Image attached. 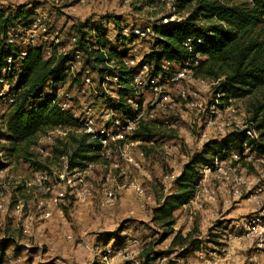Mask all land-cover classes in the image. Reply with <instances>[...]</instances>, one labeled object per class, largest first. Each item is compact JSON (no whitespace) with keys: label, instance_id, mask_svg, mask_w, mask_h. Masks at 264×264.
<instances>
[{"label":"rangeland","instance_id":"obj_1","mask_svg":"<svg viewBox=\"0 0 264 264\" xmlns=\"http://www.w3.org/2000/svg\"><path fill=\"white\" fill-rule=\"evenodd\" d=\"M219 1L232 5L249 3V0ZM177 4L176 0H0V9L13 11L23 9L22 13H25L34 8V15H43L49 26L45 42L53 43L58 39L59 48L66 51L70 36H77V30L88 31L91 35L90 41L93 43L96 35L104 34L110 43L109 47H120L119 51H126L127 57L141 68L140 65L145 64L144 57L150 54L155 40L153 27L165 23H179L186 17L189 7L182 11ZM29 20L21 19L22 22L16 23L17 28L27 27ZM261 33L264 35V26ZM79 69L80 66L76 72H79ZM89 76L91 85L86 88L80 86L79 79L75 81L71 76H67L64 82L57 85L47 81L41 88L42 95L67 92L72 97L74 111L84 105L97 109L103 108V105H110L116 97V86L112 82L100 85V80L92 69L89 70ZM192 79L190 74H187L185 80L180 83L162 86L156 96L148 89L140 90L143 109L155 114V122L149 124H154L158 128L150 140L151 144L134 138V135L128 139L125 150L130 154L131 161L128 160L130 162L123 158L120 148H115L108 157L85 166L86 171L83 175L84 182L89 186L88 191L90 192L92 188L90 182L96 179L101 185L100 197L106 185L111 186L115 196V203L110 208L101 207L93 198V210L111 209V212L119 213L117 218L111 219V227L106 229L109 234L101 235L102 240L98 237L91 246L89 245L93 257L90 256L87 264H101L103 260L108 264H148L159 259H164L165 264L196 263L188 249L184 251L183 248L171 246L174 234L169 231L180 234L185 230L191 231L194 238L197 234L194 226L198 228L200 220L195 219L199 214L195 217L193 214L195 210L201 211V207L190 205V210H187L189 207L181 211L179 209L174 214L175 224L171 229L162 228L152 221L153 209L157 207L162 197L174 191V179L205 142L219 141L228 134L242 132L256 143L264 141L259 138L260 132L255 128L256 123L251 122L253 105L261 101L259 95L242 100L220 101L215 91L217 82L202 79L203 84H197ZM8 112L7 107L0 105V138L3 140ZM48 135L53 142L49 146L53 151L51 158H45L36 151L38 139ZM69 137L80 139L82 134L72 127L50 129L38 135L31 147L20 145L12 152L9 151L12 146L8 142L0 143V147L5 149L7 159V164L0 170V191L7 197V210L3 214L0 213V244L6 245L0 264L6 259L13 261L14 264H78L75 250L78 245L81 247L79 237L69 249L50 247L49 242L43 239L47 231H40L42 223L37 221L34 225L35 221L32 222L31 218L37 215L36 208L31 209V217L29 216L30 219L27 221L25 209L16 203L17 199L30 202L34 197H43L37 191L38 188L33 187L32 194H26L24 185L41 175H48L46 185L53 186L57 192L61 191L63 194L57 210L62 213L64 207L70 206L67 202L71 201L73 195L69 193L76 192L68 187L63 189L62 182L58 179L62 167L54 151L65 150L71 155L72 143ZM234 155L236 157H233ZM114 165L118 168H114ZM219 168L228 172V178L217 179L215 176H209L208 180L226 182L234 177L242 178L245 183L242 187L245 190L239 193V199L244 201L243 206L250 214L245 218L234 219L212 217L206 227L207 231H215L214 235H210L213 241L205 242L199 249L206 256L210 255V264H220L219 259L223 258L221 249L232 243L236 249L241 248V255L235 258L233 263L264 264V229L261 230V235L254 236L249 241L239 239L245 231L244 222L251 215L261 216L264 222V160L248 150L241 156L231 152L228 160ZM119 170L126 172V175H120ZM118 179L122 190L115 186ZM130 184L138 186L144 192L143 206L140 209L129 188ZM246 187H249L248 191ZM258 188L261 192L254 195ZM127 191L130 201L127 197L120 199ZM131 202L136 204L137 211L144 213L140 222L134 218ZM67 215L66 212L64 214L66 219ZM23 223L31 224L32 231L28 236L21 232ZM193 229L196 232L192 231ZM227 230L236 232L229 233L230 236L223 241V231ZM69 232L71 235L74 233ZM132 240L135 244L129 243Z\"/></svg>","mask_w":264,"mask_h":264},{"label":"trees","instance_id":"obj_2","mask_svg":"<svg viewBox=\"0 0 264 264\" xmlns=\"http://www.w3.org/2000/svg\"><path fill=\"white\" fill-rule=\"evenodd\" d=\"M176 1L182 11L187 6L189 10L181 22L162 25L155 32L150 54L144 57L150 75L163 77L189 60H195L197 65L193 73L196 78L219 81L215 87L218 100L235 101L259 95L261 101L253 105L251 122L256 123L259 138L264 141V35L261 33L264 26V0H249L247 5H232L219 0ZM22 12L23 9H0V71L7 67V58L13 57L16 61L13 50L4 44L3 37L7 29L17 28L16 23L22 22L21 19H30V23L34 16V8ZM89 34L88 31L77 30V49L85 54L84 65L92 69L100 81L105 77L111 80L116 78L115 92L118 99L112 100L111 105L124 109L127 106L125 96L134 93L131 86L134 71L123 64L128 53L119 51L120 47H109L110 43L104 34L96 35L94 43L90 41ZM188 40L191 53L184 46ZM197 41H201V44L198 45ZM68 61V55L57 56L55 52L44 59L40 49H32L21 61L14 85L16 100L8 112L3 133L12 146L10 152L20 145L31 147L36 137L47 130L77 127L68 113L57 108L55 94L47 96L41 92L47 81L57 85L66 80ZM14 67L11 68L12 73ZM157 128L154 124L143 125L136 130L134 138L149 141L155 136ZM69 138L72 143L71 155L65 150L54 151L58 156L67 155L71 167H82L100 160L95 152L97 149L91 150L92 145L87 143L84 135L80 139ZM245 150L264 159V143L250 140L245 132L231 133L219 141L205 142L174 179V191L157 203L152 211V221L162 228L171 229L175 224V212L195 197L202 168L212 167L215 160H228L231 152L241 155ZM169 232L174 234L172 247L183 248L184 251L188 249L190 253L199 250L201 243L192 238V233L182 237L180 233ZM5 249L6 245L0 244V260Z\"/></svg>","mask_w":264,"mask_h":264},{"label":"built area","instance_id":"obj_3","mask_svg":"<svg viewBox=\"0 0 264 264\" xmlns=\"http://www.w3.org/2000/svg\"><path fill=\"white\" fill-rule=\"evenodd\" d=\"M169 24L165 23L164 25ZM162 25L153 27L154 33L160 30ZM49 32V26L45 22L43 15L36 14L33 16L32 20L25 28H11L7 29L4 39L5 47L13 50L16 55L15 59L9 57L6 60L7 67L0 71V105L7 107L9 110L13 107L16 100V93L14 91V85L17 79V68L19 67L21 61L26 58L29 51L32 49H40L44 59H48L53 52L55 55H68L69 61L66 64L67 76H71L75 81L80 82V86L83 88L89 87L91 85V78L89 76L90 68L84 65L85 54L77 49V36L71 35L69 38V46L67 51L64 48H59L58 39L54 40L53 43L45 42V36ZM38 34V35H37ZM200 45L201 41H197ZM185 49L188 53H191V43L188 40L185 43ZM123 64L134 71L133 80L131 86L134 89L132 95L125 96L124 100L126 103V108L118 109L110 105H103V108L97 109L90 106H82L79 110L74 111L72 108V97L67 92H61L55 94L56 106L57 108L65 113H68L71 119L77 125L76 129L80 131L87 139V143L91 144V150L97 152L100 159L103 157H108L112 149L120 148L122 156L127 161H131L130 154L125 150V145L128 139L131 138L136 130L146 124L154 123L155 114L150 111L147 112L143 109V103L141 98L140 90L148 89L152 91L156 96L161 91L162 86L174 85L185 80L187 74H190V78L194 80L193 82L203 84V80L196 78L193 73V68L197 65V62L188 61L183 66L176 68L173 72L165 74L163 77L160 75L152 76L150 75L148 65H136L132 60L128 58L123 60ZM82 65V66H81ZM14 67V73L11 72V68ZM80 66L79 72L77 67ZM79 73V75L77 74ZM196 78V79H195ZM116 84V78L105 77L103 81H100V85L104 83ZM219 81H217V84ZM83 92V91H82ZM116 94V92H115ZM117 94L114 100H117ZM218 99V98H217ZM167 123H165L166 125ZM161 125V124H160ZM57 129V128H56ZM58 129H61L58 127ZM246 135V134H245ZM248 138V137H247ZM7 143V140L0 138V143ZM146 143L151 144V141H146ZM53 144L50 135L45 138H39L36 145V151L39 155L45 158H51L53 151L51 146ZM48 146V147H45ZM97 147V148H95ZM236 154V153H235ZM238 155V154H237ZM242 155V154H241ZM239 155V156H241ZM61 163L62 172L59 174L58 179L62 182L63 189L68 187L74 190L77 194L87 195L89 193V186L84 182L85 178V166L82 167H71L69 163V158L67 155L57 156ZM233 157H236L234 155ZM263 161L264 159L261 158ZM128 161V162H130ZM225 162V161H224ZM217 160L214 161L212 167H203L201 170V177L198 183L208 178L209 176H215V178H228V172L221 170L219 167L224 163ZM7 164L5 149L0 147V170ZM91 164V163H90ZM114 168H118L114 165ZM120 168V167H119ZM217 171H216V170ZM120 171V170H119ZM120 175L125 176L126 172L120 171ZM48 175H41L34 179L30 183H25V193L32 194L31 189L38 188L37 191L41 193L43 197L32 198V201L25 202L22 199H17V205L23 206L25 209L24 215L27 221L30 219L31 209L36 208L37 220L40 222H45L49 220L53 214L57 211L61 198L63 194L61 191H56L54 187L46 185L48 183ZM232 181L234 185L233 194L239 195V188L245 185L242 178L234 177ZM198 183L196 187V193L198 188ZM130 190L133 192L135 201L140 208H142V199L144 198V192L141 188L134 184L129 185ZM261 189H257L254 195H258ZM195 193V197H196ZM193 200L184 208L193 205ZM253 197V196H251ZM212 199V198H211ZM213 200V199H212ZM32 203V204H31ZM115 203V196L111 191V186L106 185L103 187L100 205L103 208H110ZM196 207L202 209V206L198 203L194 204ZM182 207V208H183ZM7 210V197L0 191V213H5ZM30 216V217H29ZM29 217V218H28ZM264 229V222L261 216L251 215L249 219L244 222V230L239 236V239L249 241L254 236L261 235V230ZM32 228L31 224L23 223L21 226V232L24 236L31 234ZM70 239V237H68ZM129 243L135 244V241H129ZM260 246V245H259ZM80 247V245H78ZM86 248V247H85ZM88 249V248H86ZM195 261L201 260L202 264H210L209 257L206 256L200 249L194 252ZM164 259H159L154 263L148 264H163ZM1 264H14L11 260H4ZM101 264H108L105 260ZM141 264V263H139ZM188 264H194V262H189ZM197 264V261L196 263Z\"/></svg>","mask_w":264,"mask_h":264},{"label":"crops","instance_id":"obj_4","mask_svg":"<svg viewBox=\"0 0 264 264\" xmlns=\"http://www.w3.org/2000/svg\"><path fill=\"white\" fill-rule=\"evenodd\" d=\"M93 182H95V184ZM90 183L92 188L87 195L81 196L71 191L69 195H73V198H70L71 201L67 202L70 206L64 207L62 213L60 210H57L49 220L41 222L42 226L40 227V231H47V234L43 236V239L49 242L50 247H56L57 249H69L74 240L79 237L81 240V247H77L75 250L76 262L78 264H87L90 256L93 257L89 245L91 246L92 242L97 240L96 238L101 235L109 234L106 229L111 227V219L119 216V213L111 212V209L97 210L95 208V211L93 210V198L96 199L98 204L100 203L101 197L99 187L101 185L96 179H92V182ZM118 183H120L119 179L116 181L115 186L122 190V188H120L121 184L119 186ZM233 189L234 185L232 181L212 182L208 180V178H205L198 183L196 197L192 204L194 205L195 203H198L202 206L201 211L195 210L196 212L193 214V217L199 214L195 217V219L200 221H198V228L196 225L194 226L195 229H197V234L194 238L200 241V247H202L205 242H210V240L213 241V237H211V239L210 235H214L215 231H207L206 227L209 225L208 221H210L212 217L216 219L218 217L234 219L245 218L250 214L243 206L244 201L239 199V195L233 194ZM243 190H245L244 187H240L239 193L243 192ZM246 190L248 191L249 187H246ZM124 193L125 196L120 199H126V197L128 199V191ZM128 201L130 200L128 199ZM131 204L134 209V218L136 221L140 222L144 217V213H142V211H137L136 204L132 202ZM181 210H185V208L183 207L179 211ZM187 210H190V207ZM66 212L68 213L67 219L64 216ZM33 217L31 219H33L32 222L35 221V225L38 221L37 215H34ZM69 231H74V233L71 235ZM184 232L185 234H183ZM232 232L235 233L236 231H223L222 240H226L225 238L230 236L229 233ZM183 233L180 235L185 237L187 234L191 233V231L185 230ZM68 237H70V239H68ZM100 238L102 240L103 236ZM245 248L246 247L243 249L245 250ZM240 249L241 248L238 249V247L236 249L232 243L227 244V247L221 249L223 258L219 259L220 264H236L233 263V261L241 255ZM192 254L193 257H195L194 252ZM196 261L197 264H202L201 260L197 259ZM164 262L165 260H163V264H165Z\"/></svg>","mask_w":264,"mask_h":264}]
</instances>
